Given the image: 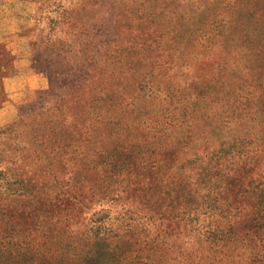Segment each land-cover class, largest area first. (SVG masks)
<instances>
[{
	"label": "rangeland",
	"instance_id": "374dc122",
	"mask_svg": "<svg viewBox=\"0 0 264 264\" xmlns=\"http://www.w3.org/2000/svg\"><path fill=\"white\" fill-rule=\"evenodd\" d=\"M0 264H264V0H0Z\"/></svg>",
	"mask_w": 264,
	"mask_h": 264
}]
</instances>
